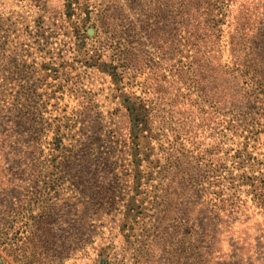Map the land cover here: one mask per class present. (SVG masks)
<instances>
[{
    "label": "rangeland",
    "instance_id": "obj_1",
    "mask_svg": "<svg viewBox=\"0 0 264 264\" xmlns=\"http://www.w3.org/2000/svg\"><path fill=\"white\" fill-rule=\"evenodd\" d=\"M109 1L125 10L0 0V241L47 213L53 233L70 219L86 233L63 264H264V83L233 63L246 40L228 45L237 25L262 38L264 0L214 13L233 70L208 87L179 73L166 19ZM211 27L188 31V50L206 53Z\"/></svg>",
    "mask_w": 264,
    "mask_h": 264
},
{
    "label": "trees",
    "instance_id": "obj_2",
    "mask_svg": "<svg viewBox=\"0 0 264 264\" xmlns=\"http://www.w3.org/2000/svg\"><path fill=\"white\" fill-rule=\"evenodd\" d=\"M68 9H72L73 1L69 0ZM132 1L127 7L130 9L133 5L136 11H141L146 9L147 14L152 15L153 17H158L160 19H166V28H173L176 30L177 39L180 40L178 45L179 54H186V58L189 60V64H185L184 67H181L179 73H194V76L197 78L198 82L201 85L215 84L216 73L224 74L231 80L232 68L228 67L220 62V58L216 56V50L213 48L217 45L215 36L218 33L214 32V29L218 27V22L214 19V13L221 11L224 8H229L232 5H236L238 0H129ZM105 3L108 5L105 12L110 11V5H112V12L117 13L123 12L127 3H115L109 0H105ZM113 14V13H112ZM213 31L214 42H210L209 49L207 44L206 53H202L200 49L194 50L198 46H191V49L188 50V39L185 36L188 31H191L193 28H210ZM237 25L232 32H230L229 47L230 52L234 55L235 48L243 44L242 42L249 44V47H245V52L243 55H238L235 60L233 57V63L237 66V70H240L242 76L247 78L252 82L254 87L260 88L264 83V59L262 56L264 54V30L261 33L262 38L258 39L254 35L253 29L250 30L251 34H245L247 37L244 38L240 34L238 28L243 26ZM175 27V28H174ZM230 28L232 25L230 24ZM151 30L157 31L158 24H149ZM189 37V36H188ZM218 38V37H216ZM191 40L193 38H190ZM256 40H261L263 46L256 47L252 46L255 44ZM169 41L167 38L164 40L166 49H170ZM193 44V43H192ZM168 45V46H167ZM195 45V44H193ZM206 47V46H205ZM192 52V53H191ZM191 53L188 56V54ZM165 60V58H164ZM187 69V70H186ZM183 78V77H182ZM210 80L212 81L210 83ZM233 81H236V78H233ZM198 84V83H197ZM204 86V87H206ZM231 82H229V87ZM203 89V88H202ZM206 89V88H204ZM208 96V94H204ZM230 98V96L228 95ZM181 98L185 99L184 95H181ZM133 111V110H132ZM137 118V116H135ZM142 117V116H140ZM137 122L144 123L143 116L137 118ZM258 206L261 208L264 214V194L262 191L258 195ZM68 209L71 212H75V206H68ZM53 227L48 217V214L45 213L39 218V221L36 223V228L32 231L16 233L10 239H5L0 241L1 251L5 256L11 261L10 264H63L67 261L72 253L80 246L84 241V234H80L76 225H74L73 219H70L68 225L64 230L53 233Z\"/></svg>",
    "mask_w": 264,
    "mask_h": 264
}]
</instances>
